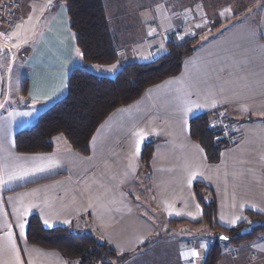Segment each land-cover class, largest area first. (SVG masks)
<instances>
[{
  "label": "crops",
  "instance_id": "obj_1",
  "mask_svg": "<svg viewBox=\"0 0 264 264\" xmlns=\"http://www.w3.org/2000/svg\"><path fill=\"white\" fill-rule=\"evenodd\" d=\"M220 1L103 0L117 58L101 65L82 59L63 0H20L11 26L0 32V58L9 57L10 70L0 98V264H69L57 250L27 241L31 216L129 253L116 264H202L216 234L202 220L196 182L209 188L204 197L214 200L225 228L247 220L248 211L264 215V0L257 16L238 17L199 40L178 74L112 111L87 154L60 134L48 152L15 148V133L63 96L74 67L113 76L125 62L151 61L169 37L203 32L211 16L224 17ZM16 64L20 84L12 93ZM213 110L236 121L238 133L211 163L189 122ZM150 141L146 169L141 152ZM225 242L218 264H264V230Z\"/></svg>",
  "mask_w": 264,
  "mask_h": 264
},
{
  "label": "trees",
  "instance_id": "obj_2",
  "mask_svg": "<svg viewBox=\"0 0 264 264\" xmlns=\"http://www.w3.org/2000/svg\"><path fill=\"white\" fill-rule=\"evenodd\" d=\"M63 1L82 59L92 64L113 63L117 52L108 29L103 0ZM198 43L195 37H169L161 55L147 62H125L113 76L97 75L74 67L69 73L63 96L42 111L32 124L15 133L16 150L22 153L48 152L53 147L52 138L60 134L74 150L87 154L90 139L100 123L115 109L139 98L148 87L178 74L184 58ZM24 87L25 81L22 89ZM218 112L198 114L189 122L190 136L199 143L211 163L216 162L220 151L229 145L220 136L219 127L213 125ZM219 116L227 123L233 121L224 115ZM153 145V141L146 142L142 148L141 161L146 169L149 168ZM194 189L202 208V220L217 237L209 246L202 264H218L222 255L221 234L228 237L230 243L237 244L251 240L264 230V215L251 211L246 213L247 220L233 228L219 225L215 218L214 200L204 197L209 188L196 182ZM253 221L256 224L245 226ZM26 239L36 246L57 250L69 264H115L129 255L118 253L104 240L71 226L46 228L36 216L28 219Z\"/></svg>",
  "mask_w": 264,
  "mask_h": 264
},
{
  "label": "rangeland",
  "instance_id": "obj_3",
  "mask_svg": "<svg viewBox=\"0 0 264 264\" xmlns=\"http://www.w3.org/2000/svg\"><path fill=\"white\" fill-rule=\"evenodd\" d=\"M208 1L210 4H214V2H215V0H208ZM261 1L262 0H232V1L231 0H221L220 1L221 2L220 7L222 9L224 7L227 9L223 10L222 11L223 13L220 12L219 16H224V17L218 18L215 20L216 16H211V18L215 17L214 20L206 21V23H204V26H203V27H205L206 26L205 24H208L209 29H205V30L203 29V32H201L200 29L197 28L192 32V35L189 37H195L197 39V41L199 42V40L207 38L211 31H213V33H215V32L217 33V32L222 31L223 29H226L228 26L232 25L238 17L248 18L249 15L251 17H255L258 14V10L260 8ZM248 6L251 7L250 8L251 14H249V12H247L249 9ZM224 11L228 14L224 15V13H225ZM242 12H244L245 14H243ZM166 25H167V23H166ZM185 38H188V37H185ZM7 60L9 61L8 56H7L6 60L3 58H0V98H2V99L5 97L6 88L8 86V78L6 79V76H8V72L10 71L8 69L9 62ZM12 73L13 74H12L11 82H10V80H9V82L11 84L12 93H14V91L16 89H18L19 84H20V82L18 81L17 78H18V75L21 74V70L17 64L15 65L14 69L12 70ZM16 79H17V81H16ZM2 99H0V102L2 101ZM232 122L234 124H236L235 123L236 121H232ZM236 130H237V127H236ZM253 223H255V222L254 221L248 222V224H245V226L250 227V225L252 226ZM246 227L243 228L242 230L246 229ZM181 235L182 234L177 233V236L180 237ZM214 236H216V235H214ZM176 240H178V239H176ZM221 243H222L221 246L224 244L229 245V244H226V242L224 240H221ZM74 264H77V263H74Z\"/></svg>",
  "mask_w": 264,
  "mask_h": 264
},
{
  "label": "built area",
  "instance_id": "obj_4",
  "mask_svg": "<svg viewBox=\"0 0 264 264\" xmlns=\"http://www.w3.org/2000/svg\"><path fill=\"white\" fill-rule=\"evenodd\" d=\"M19 4L20 0H0V32H6L9 29ZM219 114L221 113L218 112L213 125L219 127L220 136L225 139L226 143L233 144L237 140L236 124L225 122Z\"/></svg>",
  "mask_w": 264,
  "mask_h": 264
},
{
  "label": "snow or ice",
  "instance_id": "obj_5",
  "mask_svg": "<svg viewBox=\"0 0 264 264\" xmlns=\"http://www.w3.org/2000/svg\"><path fill=\"white\" fill-rule=\"evenodd\" d=\"M138 145H137V150H138ZM48 222L47 221H45V224H47ZM21 227H23V226H21ZM49 227H51V225H49ZM221 239H226L225 237H221ZM193 255L195 256L196 255V253H193Z\"/></svg>",
  "mask_w": 264,
  "mask_h": 264
},
{
  "label": "water",
  "instance_id": "obj_6",
  "mask_svg": "<svg viewBox=\"0 0 264 264\" xmlns=\"http://www.w3.org/2000/svg\"><path fill=\"white\" fill-rule=\"evenodd\" d=\"M221 237H225L226 239H221ZM219 238L221 239V240H229V238L228 237H226L224 234H221L220 236H219Z\"/></svg>",
  "mask_w": 264,
  "mask_h": 264
}]
</instances>
